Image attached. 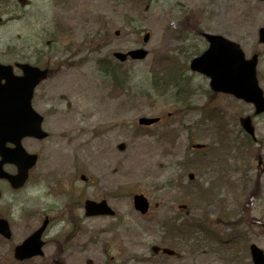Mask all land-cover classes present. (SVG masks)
<instances>
[{"label": "rangeland", "instance_id": "rangeland-1", "mask_svg": "<svg viewBox=\"0 0 264 264\" xmlns=\"http://www.w3.org/2000/svg\"><path fill=\"white\" fill-rule=\"evenodd\" d=\"M150 1L142 9L133 0H0V61L38 62L51 69L33 98L49 136L24 142L40 154L26 186L13 192L1 185L0 212L14 232L10 242H19L44 215L50 218L44 257L26 264H52L54 248L67 264H252L246 244L264 250V165L258 169L235 145L220 151L216 166L187 165L178 188L163 187L176 176L175 160L191 153L190 144L214 142L193 127L199 110H179L172 96L158 95L149 80L159 56L176 54L183 64L200 53L207 45L196 36L201 30L237 41L246 56L261 52L257 73L264 90V45L257 41L264 1ZM145 32L150 37L143 43ZM141 45L149 50L141 61L119 63L112 57L116 50ZM100 58L115 65L125 88H112L97 67ZM194 82L207 87L200 77ZM208 96L196 94L193 102L202 105ZM213 104L224 110L232 134L238 132L237 115L251 112L249 104L225 95L215 96ZM139 116L161 119L140 127ZM254 123L264 163V115ZM121 142L123 150L117 148ZM236 142H242L238 135ZM198 185H211L208 203L193 199L186 207L176 196L192 194ZM129 191L147 196V215L134 210ZM84 198H106L118 216L85 217L79 205ZM180 203L185 208H178ZM202 213L215 235H183L177 258L151 256L150 246L161 243L155 229L160 220H190ZM235 233L242 238H229ZM10 242L0 238V264H12Z\"/></svg>", "mask_w": 264, "mask_h": 264}, {"label": "water", "instance_id": "water-1", "mask_svg": "<svg viewBox=\"0 0 264 264\" xmlns=\"http://www.w3.org/2000/svg\"><path fill=\"white\" fill-rule=\"evenodd\" d=\"M259 40L264 42V27L258 31ZM209 47L200 56L192 59L190 67L210 77V86L213 90L232 93L255 104L256 112L264 111V97L257 85L255 65L257 54L245 59L238 44L227 40L220 35L205 34ZM145 34L144 40H147ZM123 60L129 55L131 58H142L146 55L143 49L129 50L126 53L114 54ZM21 68L22 75H15L11 65L0 64V177L6 176L14 187L21 186L36 155L25 153L20 145L23 136L42 138L46 133L41 130L42 117L31 106V97L34 86L47 75L46 69H39L26 63H16ZM3 81V82H2ZM157 120L153 117H140V124H150ZM241 123L249 133H253L250 118H241ZM6 142L16 144L14 148H6ZM119 148H123L119 144ZM15 163L18 173L10 176L2 171V163ZM134 207L141 213L148 208L147 199L142 194L133 196ZM86 215L110 214V209L104 200L96 203L85 201ZM43 228V227H42ZM42 228L35 231L21 245L16 247L15 255L18 258L29 257L41 253L39 236ZM0 233L9 236L7 223L0 219ZM250 253L254 264H264V253L256 245H250Z\"/></svg>", "mask_w": 264, "mask_h": 264}, {"label": "trees", "instance_id": "trees-1", "mask_svg": "<svg viewBox=\"0 0 264 264\" xmlns=\"http://www.w3.org/2000/svg\"><path fill=\"white\" fill-rule=\"evenodd\" d=\"M150 0H138V7L140 6H147ZM1 11V10H0ZM105 61L103 60H99ZM102 66L100 65V68ZM168 68V69H167ZM109 68H105V70H108ZM173 67H168L166 64V67L163 70H153L151 73V86L153 89L158 92H167L169 90H173L175 87V79L173 76ZM115 80V79H114ZM200 197H203V194L200 195Z\"/></svg>", "mask_w": 264, "mask_h": 264}, {"label": "flooded vegetation", "instance_id": "flooded-vegetation-1", "mask_svg": "<svg viewBox=\"0 0 264 264\" xmlns=\"http://www.w3.org/2000/svg\"><path fill=\"white\" fill-rule=\"evenodd\" d=\"M44 217H46V218L48 219V225H49V223H50V218H49V216H48V215H44Z\"/></svg>", "mask_w": 264, "mask_h": 264}]
</instances>
